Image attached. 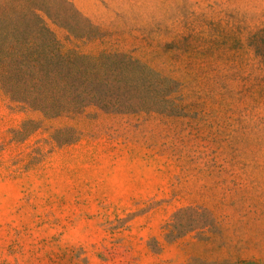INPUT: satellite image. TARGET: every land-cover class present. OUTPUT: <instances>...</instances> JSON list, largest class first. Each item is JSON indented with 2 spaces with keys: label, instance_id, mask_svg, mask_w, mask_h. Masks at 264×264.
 Here are the masks:
<instances>
[{
  "label": "rangeland",
  "instance_id": "obj_1",
  "mask_svg": "<svg viewBox=\"0 0 264 264\" xmlns=\"http://www.w3.org/2000/svg\"><path fill=\"white\" fill-rule=\"evenodd\" d=\"M0 264H264V0H0Z\"/></svg>",
  "mask_w": 264,
  "mask_h": 264
}]
</instances>
